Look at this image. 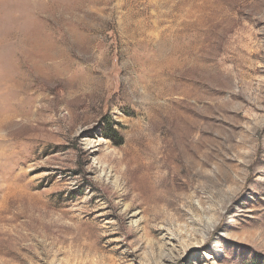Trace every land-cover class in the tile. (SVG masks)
I'll return each instance as SVG.
<instances>
[{
  "label": "rangeland",
  "instance_id": "obj_1",
  "mask_svg": "<svg viewBox=\"0 0 264 264\" xmlns=\"http://www.w3.org/2000/svg\"><path fill=\"white\" fill-rule=\"evenodd\" d=\"M0 264H264V0H0Z\"/></svg>",
  "mask_w": 264,
  "mask_h": 264
}]
</instances>
